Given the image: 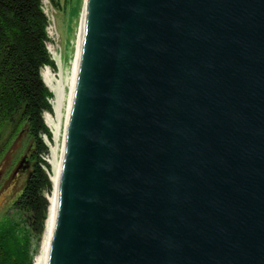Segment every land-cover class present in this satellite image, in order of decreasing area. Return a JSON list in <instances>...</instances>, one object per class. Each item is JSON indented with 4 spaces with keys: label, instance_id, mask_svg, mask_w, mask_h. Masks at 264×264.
<instances>
[{
    "label": "water",
    "instance_id": "1",
    "mask_svg": "<svg viewBox=\"0 0 264 264\" xmlns=\"http://www.w3.org/2000/svg\"><path fill=\"white\" fill-rule=\"evenodd\" d=\"M49 264H264V0H86Z\"/></svg>",
    "mask_w": 264,
    "mask_h": 264
},
{
    "label": "trees",
    "instance_id": "2",
    "mask_svg": "<svg viewBox=\"0 0 264 264\" xmlns=\"http://www.w3.org/2000/svg\"><path fill=\"white\" fill-rule=\"evenodd\" d=\"M46 1L61 10L70 0ZM44 2L0 0V158L13 154L4 171L13 193L0 215V264H33L52 187L43 117L52 112V92L41 70L55 65Z\"/></svg>",
    "mask_w": 264,
    "mask_h": 264
},
{
    "label": "bare ground",
    "instance_id": "3",
    "mask_svg": "<svg viewBox=\"0 0 264 264\" xmlns=\"http://www.w3.org/2000/svg\"><path fill=\"white\" fill-rule=\"evenodd\" d=\"M85 5L86 0H82V7L79 12V21L76 26L74 41L71 46H67L69 52V65L63 64L61 52L53 54V60L60 68V78L55 80L48 71H43V80L45 84L55 94V111H56V135L58 140L61 137V144L58 145V150H50L52 156V171L49 174V178L52 183L51 191L48 194V208L47 215L44 221V229L41 238L39 251L36 253L33 259V264H49L51 242L55 229L57 208H58V188L61 177V169L64 157V148L66 133L69 123V117L74 100L75 89L77 85L78 69L80 66V58L82 52L83 34L85 26ZM64 102V110L61 111V105ZM48 123L53 121L49 116L46 117ZM54 124V123H52Z\"/></svg>",
    "mask_w": 264,
    "mask_h": 264
},
{
    "label": "rangeland",
    "instance_id": "4",
    "mask_svg": "<svg viewBox=\"0 0 264 264\" xmlns=\"http://www.w3.org/2000/svg\"><path fill=\"white\" fill-rule=\"evenodd\" d=\"M44 1H45L44 10L49 18L48 36L50 40L47 43L48 50L51 54V57H53L54 53L61 52L63 64L67 66L69 65V62H68L69 52H68L67 46L69 45L70 47L71 43L74 41L76 26L79 21V12L82 7V0H70L67 5H63L61 10H55L54 8L50 6V4L46 0ZM53 62H54L55 68L50 69L49 67L45 66L41 70V75L43 74V71L47 70L48 73L51 74L55 80H58L61 76L60 68L55 62V60H53ZM42 78H43V75H42ZM50 91L52 92V97L50 99L52 112H44V116H43L45 124L47 125L50 131V134H51L50 139H48L47 137H44V141L48 146V154L44 158L49 164V170H48L49 174H51V171H52V167H51L52 156H51L50 150H54V149L58 150V145L60 146L61 144V137L58 140V136H55L56 129L54 125L57 122L56 121V111H55L56 98H55L54 92L51 89ZM62 109L64 110V102L61 105V111ZM47 116L50 117V119L53 121L52 123L54 124L52 123L50 124L46 121ZM11 157H13L12 152L9 153L8 155H3L0 158V185L2 184L0 188V215L4 211L6 212L10 211L9 202L11 200L10 198L13 193V187L11 186L10 179L8 180L7 177L4 175V171L9 166ZM48 194H46L47 199H48ZM42 234H43V231H42ZM42 234L40 236V239L37 242L36 253L39 251Z\"/></svg>",
    "mask_w": 264,
    "mask_h": 264
}]
</instances>
